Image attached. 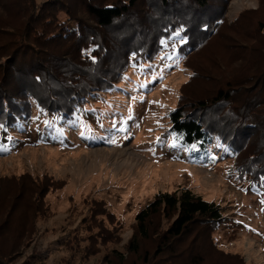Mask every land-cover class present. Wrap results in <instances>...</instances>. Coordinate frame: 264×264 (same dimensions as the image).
I'll list each match as a JSON object with an SVG mask.
<instances>
[{
	"label": "rangeland",
	"instance_id": "374dc122",
	"mask_svg": "<svg viewBox=\"0 0 264 264\" xmlns=\"http://www.w3.org/2000/svg\"><path fill=\"white\" fill-rule=\"evenodd\" d=\"M81 11L78 15L84 17ZM243 11L247 15L238 31L223 29L217 47L226 36L237 38L252 29L250 25L264 22V0H230L226 25ZM12 14L1 8L0 23L13 19ZM245 24L249 27L239 31ZM247 43L241 60L231 66L226 48L194 57L190 68L198 74L191 84H186L190 72L169 60L168 49L143 73L130 69L125 87L97 92L87 100L93 109L82 120L91 128L88 133L62 124V134L56 131L38 139L34 132L43 131L45 124L39 116L31 118L30 130L22 134L25 139L0 153V264H157L162 258L170 264V253L161 254L160 238L175 214L160 211L153 216L146 238L136 233L134 217L156 195L181 189L227 209V222L214 232L205 264H233L239 259L264 264V184L236 178L232 156L215 142L214 164L198 165L186 152L179 154L170 147L167 120L179 90L188 106L211 94L220 80L232 81L242 72L263 67L264 35ZM113 122L127 131L116 132ZM55 182L58 191L51 192V187L42 198V191Z\"/></svg>",
	"mask_w": 264,
	"mask_h": 264
},
{
	"label": "trees",
	"instance_id": "16d2710c",
	"mask_svg": "<svg viewBox=\"0 0 264 264\" xmlns=\"http://www.w3.org/2000/svg\"><path fill=\"white\" fill-rule=\"evenodd\" d=\"M229 1L0 0V9L14 12L13 19L0 23V124L7 129L0 130V145L11 150L14 142H22L34 116L52 123L51 128L44 125L43 131L34 132L38 139L63 130L62 124L88 133L91 128L82 120L93 109L87 100L97 92L125 87L130 69L143 73L167 52L169 60L190 72L186 84L197 77L191 60L203 51L226 48L229 66L235 64L250 46L247 42L264 35V22L250 25L253 28L237 38L225 35L223 45L217 47L223 29L238 31L247 15L243 11L228 27ZM79 10L84 17L78 15ZM248 27L245 24L239 31ZM161 39L167 41L166 46L160 44ZM218 85L206 98L188 106L179 90L178 101L167 114L169 138L173 143L172 133L182 134L176 146L179 154L186 152L202 166L218 159L212 153V143H217L232 156L236 178L248 177L259 185L264 177V66L242 72L232 81L220 80ZM77 117L79 121L68 123ZM192 144L196 149L186 150ZM51 187L54 193L59 184L46 187L42 198ZM226 210L189 189L158 194L135 215L136 233L146 238L150 219L160 211H170L175 219L160 238L161 254L170 253V264H205L206 250L215 243L214 232L227 222ZM10 213L5 211L7 216ZM15 237L20 242L22 235ZM177 247L181 251L173 254ZM165 259L157 264H167ZM235 263L244 264L240 259Z\"/></svg>",
	"mask_w": 264,
	"mask_h": 264
},
{
	"label": "snow or ice",
	"instance_id": "6c2138e0",
	"mask_svg": "<svg viewBox=\"0 0 264 264\" xmlns=\"http://www.w3.org/2000/svg\"><path fill=\"white\" fill-rule=\"evenodd\" d=\"M175 36L176 37H179L180 36V33L179 32H176L175 33ZM160 44L162 46H166L167 45V41L164 40V39H161ZM161 59H163V57H161ZM160 78L162 79V77H160ZM141 86L143 87V85H141ZM133 99H135V98H133ZM128 119L129 120L132 119L131 112L129 113ZM77 121H79V117L76 118V121H68V123L71 124V123H75ZM126 123H127V121H123L122 122V124H126ZM44 124L48 128H51L52 127V123L50 121H47L46 120V121H44ZM113 129L116 132H120V133H123V132H126L127 131V129L125 127H123V126L117 127L116 126V122H113ZM0 130L6 131L7 129H6L5 125L0 124ZM56 131L57 132H60V134H62V130L57 129ZM149 131H151V130H149ZM172 138H173V143L170 145V147H176L177 146V142L180 141V140H183V135L181 134V135L177 136L175 133H172ZM7 139L8 140H11V137H8ZM109 142L116 143L115 139H111V138H109ZM157 143H161V138L160 137H157ZM196 147H197L196 144H192L186 150H195ZM8 150L9 149L7 148L6 145H0V151H5L6 152ZM149 150L152 151L153 154L155 153V149H149ZM211 159L213 161H215L216 157H211ZM260 179H261V183L264 184V177H261ZM261 203H264V201H261Z\"/></svg>",
	"mask_w": 264,
	"mask_h": 264
}]
</instances>
